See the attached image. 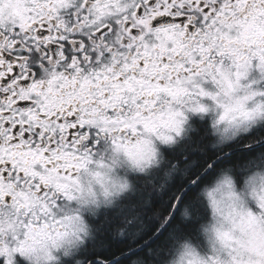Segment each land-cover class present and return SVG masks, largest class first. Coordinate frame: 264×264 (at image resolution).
Listing matches in <instances>:
<instances>
[{"label":"snow or ice","instance_id":"obj_1","mask_svg":"<svg viewBox=\"0 0 264 264\" xmlns=\"http://www.w3.org/2000/svg\"><path fill=\"white\" fill-rule=\"evenodd\" d=\"M253 62L264 70V0H0V203L16 210L12 252L59 234L56 209L74 198L93 130L116 145L154 124L178 131L185 109L212 95L204 85L231 88Z\"/></svg>","mask_w":264,"mask_h":264},{"label":"clouds","instance_id":"obj_2","mask_svg":"<svg viewBox=\"0 0 264 264\" xmlns=\"http://www.w3.org/2000/svg\"><path fill=\"white\" fill-rule=\"evenodd\" d=\"M231 77V65H224ZM259 79L248 80V75L233 81L231 88L223 89L209 83L206 89L212 95L202 98L203 110L185 109V119L178 131L169 130L162 123L148 130L122 138L116 145L111 138L106 149L92 153L90 161L81 168L73 186L74 198L56 209L61 220L55 237L38 235L29 250L23 254L12 252V237L19 226L12 205L0 203V249L7 246L10 255L0 252L3 264L19 254L27 264H58L59 256H68L91 235V226L84 213L94 215L100 208L112 207L119 198L132 190L127 173L147 174L158 168L163 155L158 145L172 146L184 132L187 112L209 117L212 135L219 140L234 138L240 132L264 122V89L253 85L264 80V70L255 66ZM251 69V68H250ZM52 68L41 70V79L51 78ZM247 81V82H242ZM166 98H160L154 116L162 120L168 109ZM206 205L209 217L199 225V233L206 249L189 238L175 241L166 264H264V165L255 166L242 178L238 187L231 168L221 170L210 184L198 192ZM187 206L181 210L184 219L190 218Z\"/></svg>","mask_w":264,"mask_h":264},{"label":"trees","instance_id":"obj_3","mask_svg":"<svg viewBox=\"0 0 264 264\" xmlns=\"http://www.w3.org/2000/svg\"><path fill=\"white\" fill-rule=\"evenodd\" d=\"M199 122L195 125L193 139L175 145L171 150L172 162L170 171L164 170L151 174L137 175L133 181V188L129 196H140L128 201L123 199L111 212L100 213L97 218L91 217L89 222L95 236L85 242L84 252H93L92 256L100 258L103 262L110 260L114 255L123 253L147 239L157 230L164 217L169 214L171 205L177 193L195 175L202 171L219 152L232 147L249 143L256 132L241 134L229 143L220 147H211L206 136L205 126ZM198 132V133H196ZM196 133V134H195ZM248 139L249 142L247 141ZM187 147L188 159H182L184 149ZM171 152V151H170ZM264 164V142L253 148L231 152L216 164L212 165L207 173L198 179L185 193L177 205L172 220L165 226L161 234L138 251L122 256L110 264H166L175 241L189 238L193 243L203 245L204 241L199 233V225L206 221L209 212L206 205L198 198V192L204 184L214 179L218 173L231 168L233 176L238 179L249 166L256 162ZM171 163V164H170ZM134 177V176H133ZM187 206L191 215L184 219L181 210ZM99 248L98 250L96 249ZM99 264V263H94Z\"/></svg>","mask_w":264,"mask_h":264},{"label":"rangeland","instance_id":"obj_4","mask_svg":"<svg viewBox=\"0 0 264 264\" xmlns=\"http://www.w3.org/2000/svg\"><path fill=\"white\" fill-rule=\"evenodd\" d=\"M259 72H258V70L255 68V62H253V67L250 69V71H249V75H248V80H254V79H259ZM242 82H247V81H242ZM258 85H259V83H257V84H254L253 85V87L254 88H258ZM206 88H208L209 87V85L208 84H206V85H204ZM186 116H187V122L185 123V125H184V129H185V127H186V129H188V131H190V130H192L193 129V127L196 125V124H198L199 122H203V121H207V122H203L202 124H204V126L205 125H209V117H207V116H205L206 117V119H205V117H203V119H201V117H200V115L199 114H194V113H192V112H187L186 113ZM256 125H259V123L258 124H256ZM255 125V126H256ZM255 126H252L251 128H249L247 131H244V132H240L239 134H237L234 138H239L240 136H241V134H247L249 131H251V130H253V128L255 127ZM251 129V130H250ZM182 135H183V133H182ZM181 135V136H182ZM180 138L181 137H178L177 139H176V143H178V142H180ZM234 138H231V139H227V140H219L218 139V137H216V136H213V140H214V143H212L213 145H214V147H220V146H224V144H227V143H229V141H232ZM262 138H264V136L263 137H261V138H254V139H252L250 142H249V140L250 139H248L247 141L249 142V144L250 143H253V142H255V141H257V140H261ZM235 140V139H234ZM248 144V143H247ZM158 147L160 148V151H161V153H162V155H163V162L161 163V165L158 167V168H153V169H151L147 174H151V173H153V171L156 169V171H163L164 170V174L166 173V171L167 172H169L170 171V168H171V166H168V164H169V162H171V159H170V157H171V153H172V150H171V148L169 147V146H164V145H158ZM171 151V152H170ZM173 163V162H172ZM171 164V163H170ZM261 165H264L263 163H262V161H259V162H256L255 164H254V166H249L250 167V169H246V171L242 174V175H240L239 177H238V179H236V182H237V186L239 187L241 184H242V178H243V176L244 175H246L247 174V172L248 171H250L253 167H255V166H261ZM147 174H145V175H147ZM127 175H128V179L132 182V185L134 184L133 183V181H134V179H135V177L137 176V175H141V174H138V173H127ZM134 176V177H133ZM213 181V179L210 181V183ZM210 183H207V184H210ZM125 194H127V193H125ZM124 194V195H125ZM128 194H129V192H128ZM124 195H122L120 198H119V200L112 206V207H117V205L118 204H120L121 202H122V199L124 198L123 196ZM70 202L69 201H67L66 199H65V201H64V204H62V205H60L59 207H63V206H65L66 204H69ZM58 207V208H59ZM112 207H109V208H100L94 215H90V214H88V213H84V218H85V220L88 222V224L91 226V223L89 222V219L91 218V217H93L94 219L95 218H97L98 216H99V214L100 213H103L104 211L105 212H111L112 210H113V208ZM95 231L93 230L92 231V226H91V235L88 237V238H86L85 239V241L82 243V245H80L77 249H75L70 255H68V256H64V255H61L60 253H56V255L57 256H59V261H58V264H64L65 262H66V258L67 257H69V256H71L72 254H74V253H76V252H78V251H82V252H84V250H85V245H83V244H85V242H87L91 237H92V239L94 238V236H95ZM94 235V236H93ZM204 241V240H203ZM89 242V241H88ZM199 245V244H198ZM200 247H201V249L202 250H205L206 249V246H205V243H203V245L201 244V245H199ZM96 249L98 250L99 248H97L96 247ZM3 263V262H2ZM14 264H27V261H25L23 258H21V256L19 255V254H16L15 256H14Z\"/></svg>","mask_w":264,"mask_h":264},{"label":"flooded vegetation","instance_id":"obj_5","mask_svg":"<svg viewBox=\"0 0 264 264\" xmlns=\"http://www.w3.org/2000/svg\"><path fill=\"white\" fill-rule=\"evenodd\" d=\"M226 63H228V62H226ZM258 88L259 89H264V80L259 81ZM205 119H206V117H205ZM203 122H207V121H203ZM194 128H195V126L193 127L192 130L188 131V129H186V127H185L184 132H183V135L180 136L181 137L180 138V142H178V143L175 142L172 146H170V148L172 149L175 145H178L179 143L180 144L181 143H185L187 140L193 139V137L195 136V135H193V132H195L194 131ZM204 131L206 132V136H207V138L209 140V144L211 145V147H214V145L212 144V143H214V140H213V136L214 135H212L210 126L209 125H205V130ZM252 132H256L255 134H253L254 135L253 139L255 137L256 138L263 137L264 136V122H260L259 125H256L253 128V130L249 131L248 133L250 134ZM196 133H198V132H196ZM192 135H193V137H192ZM91 139H92V143L90 145L91 154L106 149L107 145L109 144L108 137L106 135H97L96 130H93ZM188 155L189 154L187 152V147H186L184 149V153L182 154V159H186L187 160L188 159L187 158ZM171 163H172V159H171ZM176 163H177L176 161H173L172 164H176ZM123 197H124L123 199H125V200L128 201L129 199H132V198L136 199L137 197H140V196H138V195H136V196H129L128 194H125ZM64 201H65V199H61L59 201L58 207L60 205L64 204ZM92 255H93V252L92 251H90V252L78 251V252L72 254L71 256L67 257L66 258V262L64 264H94V263H98V262H95V261H91V260L97 258V257L92 256ZM2 262H3L2 259H0V264H3Z\"/></svg>","mask_w":264,"mask_h":264},{"label":"water","instance_id":"obj_6","mask_svg":"<svg viewBox=\"0 0 264 264\" xmlns=\"http://www.w3.org/2000/svg\"><path fill=\"white\" fill-rule=\"evenodd\" d=\"M264 142V138H262L261 140H257L253 143H248V144H243L241 146H236V147H232L230 148L229 150H226L220 154H218V156L213 159L212 161L208 162L206 164V166L202 169V171L197 174L195 176V178H193L192 180H190L188 183H186L183 188L177 193V196L176 198L174 199L173 203H172V208L169 212V214L167 215V217L165 218V220L163 221V223L161 224V226L154 231L153 234H151L147 239L143 240L142 242L138 243L137 246L135 247H132L131 249H128L126 250L125 252L121 253V254H118L116 256H114L113 259H110L108 261H105L103 262L100 258H95L91 261H95V262H98L99 264H110L112 262H114V260L118 259V258H121L122 256H126L127 254H131V253H134L136 251H138L139 249L143 248L144 246L148 245L150 243V241H152L155 237H157L159 234H161L162 230L165 228V226L172 220V216L174 214V212L176 211L177 209V205L178 203L180 202V200L183 198L184 196V193L191 187L194 185L195 181L197 179H199L200 177H202L204 174L207 173V171L209 170V168L215 164L216 162H218V160H220L221 158H223L224 156H227L229 155L231 152H234V151H240L242 149H246V148H253V146H258L260 144H262Z\"/></svg>","mask_w":264,"mask_h":264},{"label":"bare ground","instance_id":"obj_7","mask_svg":"<svg viewBox=\"0 0 264 264\" xmlns=\"http://www.w3.org/2000/svg\"><path fill=\"white\" fill-rule=\"evenodd\" d=\"M223 152H224V151H223ZM220 153H222V152H219L218 154H220ZM217 156H218V155H216L215 158H216ZM215 158H213V159H215ZM213 159H212V160H213ZM221 159H222V158H221ZM212 160H211V161H212ZM218 161H219V160H218ZM216 163H217V162H216ZM216 163H215V164H216ZM213 165H214V164H213ZM200 172H201V171H200ZM200 172H198L197 174H199ZM197 174H196V175H197ZM196 175H195V176H196ZM204 175H205V174H204ZM204 175H203V176H204ZM203 176H202V177H203ZM194 178H195V177H194ZM200 178H201V177H200ZM191 180H192V179H191ZM196 181H198V179H197ZM196 181H195V182H196ZM210 181H211V180H209V182H207V183H210ZM207 183H206V184H207ZM194 184H195V183H194ZM206 184H204V185H206ZM204 185H203V186H204ZM203 186H202V187H203ZM171 206H172V205H171ZM167 215H168V214H167ZM167 215H166V217H167ZM166 217H164V220H165ZM162 223H163V222H162ZM162 223H161V224H162ZM160 226H161V225H160ZM119 254H121V253H119ZM116 255H118V254H116ZM116 255H114V256H116ZM113 258H114V257H113ZM113 258H111V259H113ZM118 259H119V258H118ZM116 260H117V259H116Z\"/></svg>","mask_w":264,"mask_h":264}]
</instances>
